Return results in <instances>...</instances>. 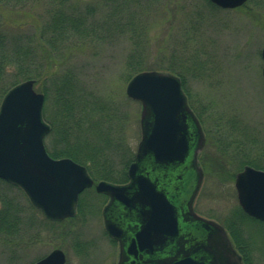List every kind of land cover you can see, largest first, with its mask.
I'll list each match as a JSON object with an SVG mask.
<instances>
[{
  "label": "rangeland",
  "instance_id": "374dc122",
  "mask_svg": "<svg viewBox=\"0 0 264 264\" xmlns=\"http://www.w3.org/2000/svg\"><path fill=\"white\" fill-rule=\"evenodd\" d=\"M133 1L136 4L128 7L120 20L124 23L121 29L129 30L134 23L138 25L143 21L146 42L141 47L148 64L177 67V63L185 61L190 69L194 64L203 66L202 76H196L190 69L185 73L190 93L187 100L191 109L198 114L205 137L204 148L199 155L203 179L195 199V209L204 218L212 219L229 230L228 221L239 207L235 187L237 173L245 164L264 168V79L261 57L264 46V0H253L245 8L233 9H222L210 0L212 7H207L204 0ZM11 3L6 5L0 2V34H21L29 39L34 37L31 45L35 50L36 62L46 68L42 79H34L35 89L40 92L42 87H47L50 92L48 109L44 103V114L52 118L54 82L69 70L73 81L79 85H75L79 93H111L120 101L126 98L128 120L124 129L129 145L136 152L141 140L142 105L126 94L129 81L124 77L125 62L133 48L126 36L128 34L112 35L110 32L102 39L93 41L61 40L57 41L59 46L56 48L49 41L52 36L47 14L50 1L24 0L23 3H16V6ZM93 3H100V0H70L69 5L77 4L80 7L77 10L83 11L84 7ZM87 18L92 23V18ZM129 21L130 25H126ZM193 22L195 29L190 26ZM66 50L69 55L64 58ZM10 68L13 73L18 67L11 65ZM11 82L12 79H6V89ZM50 142L49 136L45 139L48 151H52ZM114 160L118 162L116 169L120 170V159ZM2 196L18 198L21 203L18 207L25 223L28 220L34 223L20 224L23 227L14 239L0 232V264H32L60 245L61 240L52 239L49 233L44 232L48 225L43 226L44 216L29 208L22 192L0 182L1 205ZM93 210L89 219H101L97 208ZM81 213L79 209L74 220H80ZM247 221L243 234L250 240L253 263L264 264V227ZM31 231L33 235L39 231V238L29 241ZM65 251L67 264H83L67 247ZM115 251L114 247L110 264L116 262Z\"/></svg>",
  "mask_w": 264,
  "mask_h": 264
},
{
  "label": "water",
  "instance_id": "95a60500",
  "mask_svg": "<svg viewBox=\"0 0 264 264\" xmlns=\"http://www.w3.org/2000/svg\"><path fill=\"white\" fill-rule=\"evenodd\" d=\"M247 1L210 0L222 9L237 8ZM261 56L264 79V46ZM34 85L33 79L17 84L1 102L0 178L22 188L48 219L63 220L75 215L78 196L92 186V179L86 168L74 160L54 159L48 154L44 145V137L50 131L43 118L45 96ZM126 94L142 105V139L128 169L130 182L115 185L102 181L97 190L139 211L135 241L140 251L148 252L147 246L152 245L154 238L159 239L160 245L171 241L176 254L162 259L160 264H242L225 229L193 211L203 179L198 155L205 137L180 78L162 71H142L128 82ZM175 165L190 168L193 178L185 197L184 218L176 197L159 188L150 176L153 167ZM235 187L243 211L264 221V171L246 166L236 175ZM106 210L107 229L121 238V229L108 218ZM192 221L202 226L204 236L190 231L187 225ZM64 263V253L55 250L36 264Z\"/></svg>",
  "mask_w": 264,
  "mask_h": 264
},
{
  "label": "trees",
  "instance_id": "16d2710c",
  "mask_svg": "<svg viewBox=\"0 0 264 264\" xmlns=\"http://www.w3.org/2000/svg\"><path fill=\"white\" fill-rule=\"evenodd\" d=\"M11 1V4L16 6V3H23L24 0H0L6 5H10ZM49 1L51 6L47 10V14L49 29L52 32L49 39L51 44L48 42L50 45L54 44L57 48L59 46L57 41L61 40L66 42L93 41L96 38L98 40L102 39L103 35H108L110 32H112V35H119L118 33L125 35L127 33L126 36L133 44L132 51L128 53L125 62L124 77L127 81L142 71H167L180 77L184 91L187 96L190 95L187 87L188 79L185 75L190 68L185 61L177 63V67L162 66L156 63L150 65L147 63L146 54L143 53V47H141L146 42L143 21L138 25L134 23L133 26L129 27V30L121 29L124 23L120 20L124 16V11L136 4L133 0H100V3H93L84 7L83 11L77 10L80 9L77 4L69 5L70 0ZM251 1L253 0H249L242 7H247ZM256 3L260 2L256 1ZM204 4L207 7L213 6L209 0H204ZM87 17L92 18V23H89ZM128 20H130V17H128ZM126 25H130V21ZM190 26L193 29L196 28L194 22L190 23ZM111 29L112 31H110ZM33 38H24L21 34L11 36L0 34V101L10 88L21 81L26 79H36L38 81L43 78L46 68L36 62L35 50L31 45ZM68 53L66 50L64 58L68 57ZM11 65L18 67L17 71L12 73ZM202 69L203 66L199 63L194 64L193 69L190 70L196 76H202ZM71 74L72 72L68 70L61 75L59 80L54 82L55 99L52 107V118L44 114V119L51 126L48 137H51L52 151H49V153L53 157H72L86 166L96 179L103 178L112 182L126 181L127 168L135 158V150L129 145L124 129L125 122L128 120V112L125 108L126 98L120 101L111 93H79L76 88L79 85L73 81L74 78ZM6 75L9 77H6ZM6 79H12L11 85L7 89L5 88ZM39 91L44 93L45 108L48 109L49 89L42 87ZM115 158L120 159V170L116 169L118 162L114 160ZM121 169L123 170L121 171ZM0 182L18 189L27 198L19 187L2 179H0ZM2 197L0 232H4L14 239L16 235L20 234L22 224L27 225L34 222L28 220L25 223L26 220L18 207L21 204L18 198L8 199ZM27 203L30 209L42 215L38 209L33 207L28 198ZM32 219H34V216H32ZM42 219L47 221L45 217ZM235 220L240 222L243 229L247 225V220H251V218L238 207L234 211L232 219L228 221V228L237 247L244 256L245 263L250 264L249 251L246 249L248 241L238 237L233 226Z\"/></svg>",
  "mask_w": 264,
  "mask_h": 264
},
{
  "label": "flooded vegetation",
  "instance_id": "af4514ba",
  "mask_svg": "<svg viewBox=\"0 0 264 264\" xmlns=\"http://www.w3.org/2000/svg\"><path fill=\"white\" fill-rule=\"evenodd\" d=\"M194 142L195 140L193 141V143ZM53 158H70L76 161L69 156H60ZM199 166L201 168L200 164ZM245 166H250V164H245L243 168ZM88 173L93 180V184L91 187L86 188L80 193L75 214V216H77L81 207V219L74 220V216L60 221H45L43 226L45 227V225H48L45 227L44 232L47 234L49 233L51 235L49 236L52 239H59L61 240V242L59 246L54 247L49 253L37 259L32 264H36L38 261L42 260L55 250H61L64 253V264H67L68 259L65 247H67L68 250L72 251L79 259H81L83 261V264H110L109 259H111L114 247L116 249L115 253L117 256L115 264H160L162 259L176 254V247L171 243V241L165 242L164 245H160V241L158 238H154L152 240V245L147 246L148 252L140 251L138 244L135 241V234L139 230V211L136 210V208L123 205L116 200H112V198L104 192H99L97 190V185L102 181H108L103 178L96 179L89 170ZM150 176L154 181H156V184L159 188H163L166 193L170 194V196L173 195L176 197V199L179 201L180 212L182 214V217L184 218V213H186L185 197L190 191V185L193 184V178L192 173L190 172V168L185 169L183 168V166L179 165L161 169L153 167V173H151ZM129 181L130 180L127 176V180L124 182L111 183H114L116 185H126L129 183ZM95 208H97L99 214H101V219L91 220L89 219V216H92V213L94 211L93 209ZM105 210L108 218H111V220L118 225L117 228L121 229V238L113 236L107 229ZM193 211L198 216L203 217L196 211L195 201L193 203ZM250 218L252 223H257L264 227L263 220L257 219L252 216H250ZM187 226L190 227V231L193 232V234H201V236H204L206 234L205 230L198 223L192 221ZM233 226L237 231L238 237L247 239L245 234H243L242 226L238 220L234 221ZM198 231L200 233H198ZM226 231L237 255L241 257L242 264H246L241 250L239 249V247L235 246L236 243L230 230L226 229ZM39 236V231L34 233V235L33 231H31L29 241L37 239L39 238ZM248 240L249 239H247V241ZM63 242L65 244H63ZM249 246L250 240L246 244V249L249 251L251 259L250 264H254L252 252ZM186 247L187 246L185 245L184 248L186 249Z\"/></svg>",
  "mask_w": 264,
  "mask_h": 264
},
{
  "label": "bare ground",
  "instance_id": "6f19581e",
  "mask_svg": "<svg viewBox=\"0 0 264 264\" xmlns=\"http://www.w3.org/2000/svg\"><path fill=\"white\" fill-rule=\"evenodd\" d=\"M42 93V92H41ZM44 94V93H43ZM45 96V95H44ZM236 178V177H235ZM201 185H202V183H201Z\"/></svg>",
  "mask_w": 264,
  "mask_h": 264
}]
</instances>
